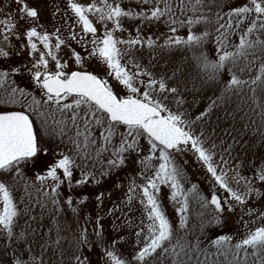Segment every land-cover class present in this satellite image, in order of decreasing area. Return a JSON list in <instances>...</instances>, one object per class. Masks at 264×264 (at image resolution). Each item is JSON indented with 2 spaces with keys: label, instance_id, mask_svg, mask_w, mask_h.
<instances>
[{
  "label": "snow or ice",
  "instance_id": "6c2138e0",
  "mask_svg": "<svg viewBox=\"0 0 264 264\" xmlns=\"http://www.w3.org/2000/svg\"><path fill=\"white\" fill-rule=\"evenodd\" d=\"M15 2L20 5L19 19L25 16L33 21L39 19L37 7L29 6L25 0ZM67 7L84 34L78 36L69 28L71 40L79 39L88 57L105 65L106 71L101 75L85 70L87 61L75 49L72 58L78 67L69 69L67 61L58 55L61 46L70 47L69 42L61 38L59 28L50 33L42 25H31L25 30L26 45L33 54L31 67L21 65L0 70V105H19L15 109H0V235L9 245L22 241L28 245V252L32 251L28 233L15 231L21 210L8 178L24 179L25 169L39 167L33 183L39 181L50 189L45 193L48 202L58 212L67 207L78 214L79 208L73 206L75 202L71 196L61 200L60 186L66 182L71 187L76 169H80L79 179L75 180L77 185L87 184L90 180L99 183L96 173L91 170L94 165L89 162L98 161L107 153L108 167L100 172V176L127 168L130 164L139 165V171L128 178V192L140 191V203L144 206L148 223L145 225L144 220L140 221L135 233L137 247L128 258L117 253L116 240L105 243L102 226L93 229L97 240H92L87 227L82 226L74 239L71 264H92L84 250L101 245L103 252L96 264H218L216 260L210 261V256H223L227 264H264V208L255 207L256 201L264 199V163L255 169L254 175H243L240 169L244 164L242 161L234 163L238 158L232 154V144L226 145L222 139L218 142L214 139L215 130L204 127L218 102L224 104L233 96H242L245 88L251 93L252 111L264 124V0H244L231 7L221 6L218 0H188L187 5L184 0L175 5L171 0H137L139 10L125 8L118 0H100L99 6L68 0ZM225 7L227 11H224ZM188 11L193 15L179 19ZM89 14L95 16L96 22ZM125 19L139 20L140 25L134 28L135 35L129 32L127 39H121L116 32L128 31L124 27ZM213 19L218 24V59L211 58L204 50L211 33L205 29L197 35L191 30L194 25H209ZM221 20L225 23H219ZM158 22L165 23L172 34L177 32L178 26L187 25L186 38L165 34L163 43H160L158 37L154 39L142 34V26ZM0 23H3L5 41L10 36H19L16 20L6 16ZM97 23L103 28L102 35L98 34ZM236 29H240L239 43L232 44L231 37L237 34ZM36 40L42 43L46 52L37 48ZM89 44L91 49H88ZM179 46L191 52L197 77L203 82H218L223 73L230 74L228 80L220 81L224 84L221 95L194 117L185 107V93L189 90L187 82L182 85L175 79L176 72L182 69L173 70L172 76L153 70L152 58L157 50ZM230 47L233 50L229 51ZM145 48L150 57L147 65L141 63ZM9 55V51L0 48V57ZM49 58L54 62L51 68ZM256 61H260V67L255 77L242 79L237 74V71L243 73L249 69ZM23 71L31 74V80L39 89V98L14 79L15 74ZM110 80L120 86L119 92ZM56 113H59V119ZM33 115L40 119L39 128L35 127ZM50 142H55L54 152ZM50 153H53L52 160L46 159ZM189 154L210 174L211 188L218 186L227 196L221 197L213 190L209 198L196 184L185 188L187 174L184 165ZM136 176H140L143 183L138 184ZM47 181L51 183L46 184ZM162 185L170 189L167 198L180 205L177 208L180 213L178 226H174L166 215L160 196ZM28 187L25 181L26 191ZM103 195L100 193L97 201L102 202ZM132 199L133 195H129V204ZM85 200L86 196L79 202ZM190 200L201 207H214L215 214L207 219L201 214L200 235L208 227L222 226L225 210L233 212L237 206L241 218L244 214L249 217L258 215L261 224L249 228L235 244L231 235H218L210 241L216 251L209 253L201 246L199 235L193 236L188 229ZM99 220L97 217V224ZM127 223L132 226L131 221ZM244 226L247 228V223ZM60 243L58 233L52 244L59 247ZM248 249L253 251L250 253ZM12 264H44V259L33 255L26 260L23 250L13 251Z\"/></svg>",
  "mask_w": 264,
  "mask_h": 264
},
{
  "label": "rangeland",
  "instance_id": "374dc122",
  "mask_svg": "<svg viewBox=\"0 0 264 264\" xmlns=\"http://www.w3.org/2000/svg\"><path fill=\"white\" fill-rule=\"evenodd\" d=\"M25 2L29 6L38 8L40 12L38 20L33 21L27 16L19 19L20 13L18 9L20 5L15 0H0V22L4 21L6 16L9 19L16 20V31L19 33L18 37L10 36V39L5 41L2 34L3 23H0V48L10 52V55L6 58L0 57V70H7L21 65L31 67L33 54L30 47L26 45L24 33L31 25H42L50 33L54 32L55 28H59L61 38L69 42L70 47L61 46V50L58 53L62 60L67 61L69 69L75 70L78 67L74 64L72 58V51L75 49L87 61L85 70L95 71L101 75L105 73L106 66L98 63L95 59L89 58L87 52L79 43V39L71 40L72 33L69 31V28L76 32L78 36L84 34L80 31V25L76 23V17L67 7L68 0H25ZM76 2L85 5L96 3L99 6L100 4V0H76ZM118 2H122V6L125 8L132 7L139 10L136 7L137 0H118ZM171 2L175 5L179 3V0H171ZM184 2L186 5L188 4V0H184ZM243 2L244 0H218L221 6L227 5L228 7L240 5ZM224 11H227V7L224 8ZM89 15L96 22L95 16ZM192 15L190 11L185 16H179L178 14L179 19H186ZM226 19L227 17H225ZM225 20H221L219 23H225ZM137 25H140L139 20L129 21L125 19L124 27L128 31H117L116 35L121 39H127L129 32L135 35L134 28ZM111 26V22H109V27ZM217 27L218 24L213 19V22L209 25L198 24L192 26L191 29L197 35L205 29L211 33L205 43L204 50L213 59H218L216 54ZM97 28L99 30L98 34L102 35L103 28L99 23H97ZM38 30H40L39 27ZM188 30L187 25L178 26L177 32L172 34L168 31V26L163 22L142 26L143 35L152 36L154 39L158 37L160 43H163L165 34L179 35L186 38ZM239 32L240 29H236L237 34L231 37L232 44L239 43ZM52 40L54 43L55 36L52 37ZM35 42L40 51L46 52V49L43 48L39 40ZM91 47L89 44L88 49H91ZM228 50L231 51L233 48L230 47ZM142 51L143 59L141 63L147 65L150 59L149 50L145 48ZM53 63L49 58L50 68ZM152 64L155 66L153 70L156 73H166L168 76H172L173 70L177 68L182 69V71L176 72L175 79L179 80L182 85L187 82L189 90L185 93L187 100L185 107H188L193 117L207 108L216 97L221 95L224 84L220 81H226L230 78V74L225 72L221 75L218 82H203L200 80L197 77V70L192 60V54L183 46L171 50H157L152 58ZM243 66L244 63L241 62V67ZM259 67L260 61H256L253 65L249 66V69H246L243 73L237 71V74L242 79L255 77L259 74ZM14 79L19 86L28 88L37 98L40 97L39 89L34 85L31 80V74L28 71L15 74ZM193 82L195 83V88H193ZM110 83H113L116 91L119 92L121 90L115 81L110 80ZM250 96L249 89L245 88L242 96H233L224 104H219L218 102V106L212 109L207 122L204 124L206 130H215L214 139L218 142L222 139L226 145L232 144V154L238 158L234 163L243 162L244 167L240 171L246 176L254 175L255 169L261 163H264V124L261 123L260 117L252 111L254 105H252V100L249 99ZM5 108L15 109L19 108V105H0V109ZM55 115L57 119L60 118L59 113ZM32 119L34 120L35 127L39 128L40 119L35 115L32 116ZM253 121L255 122L253 123ZM233 141L235 142L233 143ZM50 147L54 152L56 150L55 142H50ZM107 155L105 153L104 157L100 160L89 162V164L94 165L91 170L96 173L99 183L95 180H90L87 184L77 185L75 180L79 179L80 169H76L71 187L66 182L60 186L61 200L63 201L68 196H71L75 202L73 206L79 208L78 214H74L70 208L64 207L63 204L64 210L58 212L48 202L45 193L49 192L50 189L45 185H41L39 181L33 183L36 171L40 170L39 167L25 169L24 179H7V182L13 188V195L21 210L15 231L17 233L21 231L28 233V240L31 243L32 251L28 252V245L22 241L9 245L8 241L0 235V264H12L13 251L19 252L21 250H23L24 259L26 260L30 256L35 255L38 257L43 256L44 264H71V253L75 250L74 239L82 226L87 227L92 240H97L93 229L102 226V236L105 243H111L113 240H116V251L118 254H122V258H128L134 252L138 243L135 233L138 231L140 221L144 220L145 225L148 223L144 214V206L140 203V191L137 190L135 194L128 192V178L139 171V165L130 164L127 168L114 170L109 175L100 176V172L106 170L108 167L105 159ZM53 158V153H50L46 157L48 160H52ZM186 161L184 165L187 174V182H184L186 189L191 188L192 184H196L200 192L209 198L213 190L221 197L227 196V193L219 189L218 186L216 189L211 188L213 181L210 174L196 161L195 157L189 154L186 157ZM25 181L29 184L27 191L25 190ZM136 182L141 184L143 183V179L140 176H136ZM50 183L51 181L46 182V184ZM259 183L257 181V184ZM169 192L170 189L167 186H161V202L170 222L174 226H178L180 213L177 211V208L180 205L179 203H173L167 198ZM100 193L104 194L102 202L96 199ZM129 195H133L131 204L128 203ZM85 196L87 200L80 203L79 201ZM249 203L252 204L253 202L250 201ZM255 207L257 209L264 208V199L256 201ZM201 214H203L204 219H207L209 216L215 214L214 208L211 205L201 207L196 201L190 200L188 229L193 236L199 235L202 242L201 246L207 248L209 253L216 251L214 246H210V241L216 239L218 235H231L233 238L232 243L235 244L249 228L254 229L261 224L258 215L249 217L247 214H244L241 218V211L237 206V209L233 212L225 210L222 216V226L208 227L204 230V234L200 235ZM97 217H100L99 224H97ZM85 221H88L87 224H85ZM127 221H131V227ZM245 223H247V228L244 226ZM58 233L61 238L59 247L52 244V240L57 239ZM142 242L143 237L140 238V243ZM248 251L251 253L253 250L248 249ZM84 252L92 261V264H96L101 259L100 253L103 252V246H93L90 250L85 249ZM61 253H63V259H61ZM200 259L203 260V256ZM250 259H253V257H250ZM209 260H216L218 264H227L223 256H210Z\"/></svg>",
  "mask_w": 264,
  "mask_h": 264
}]
</instances>
